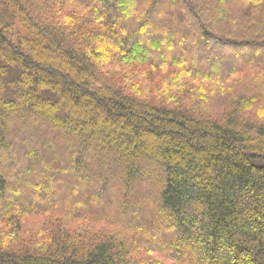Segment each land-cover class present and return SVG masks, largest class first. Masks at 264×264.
I'll use <instances>...</instances> for the list:
<instances>
[{
	"label": "trees",
	"instance_id": "16d2710c",
	"mask_svg": "<svg viewBox=\"0 0 264 264\" xmlns=\"http://www.w3.org/2000/svg\"><path fill=\"white\" fill-rule=\"evenodd\" d=\"M0 264H264V0H0Z\"/></svg>",
	"mask_w": 264,
	"mask_h": 264
},
{
	"label": "rangeland",
	"instance_id": "374dc122",
	"mask_svg": "<svg viewBox=\"0 0 264 264\" xmlns=\"http://www.w3.org/2000/svg\"><path fill=\"white\" fill-rule=\"evenodd\" d=\"M2 14H3V17H4L6 23H9L12 26H17V21L14 19L13 15H11L10 13H6V12H3ZM222 49L223 48H221V47H219V48L212 47L211 51H215L216 55H213V54H209L208 55V59H209L211 64H216V61L218 59H221V58H219V55H220V53H224V51H222ZM256 50H255V52H256ZM238 51H240V50H238ZM230 53L233 54V55H237L236 54L237 53V49L233 53L230 51ZM243 53L247 54V52H245V51ZM238 54H240V53H238Z\"/></svg>",
	"mask_w": 264,
	"mask_h": 264
}]
</instances>
